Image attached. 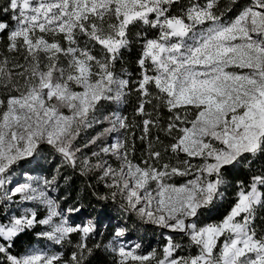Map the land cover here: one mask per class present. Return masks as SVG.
<instances>
[{"label": "snow or ice", "instance_id": "obj_1", "mask_svg": "<svg viewBox=\"0 0 264 264\" xmlns=\"http://www.w3.org/2000/svg\"><path fill=\"white\" fill-rule=\"evenodd\" d=\"M49 157L50 178L17 179ZM67 169L163 243L117 225L90 246L99 220L50 195ZM260 210L264 0H0V264H264Z\"/></svg>", "mask_w": 264, "mask_h": 264}, {"label": "trees", "instance_id": "obj_2", "mask_svg": "<svg viewBox=\"0 0 264 264\" xmlns=\"http://www.w3.org/2000/svg\"><path fill=\"white\" fill-rule=\"evenodd\" d=\"M136 58V49L134 48L132 52L126 54L125 67L129 70H135V65L132 63ZM134 100V97H133ZM126 111L130 114L132 109L129 106ZM142 145L137 141V153L136 156L139 157ZM59 161L51 157L41 160L39 165L36 161L31 164L25 163L21 168L20 172L36 175L43 174L44 176L50 178L55 174V169ZM20 173L18 172L17 175ZM68 176L67 182L63 179V176ZM233 179H244L247 180L248 176L244 171L236 172L233 175ZM91 184L93 188L97 191L103 192L102 186L97 185V182L92 177L81 176L71 169L62 170V175L60 179V187L57 191H54V197L58 199L61 207L67 208L68 206H82L81 211L73 214L79 222L84 221L85 218H95L99 220L98 225V235L94 239L89 240V245L95 244L96 242L107 243L110 239L113 230L115 229V224L126 226L128 229L127 238L128 239H138L139 243L146 250H150L157 244H162L163 240L161 237V230L155 228L151 225H140L134 217H128L122 214L119 209L115 206L109 204L107 208L101 202H98L92 195L88 185ZM231 192L229 194L228 200L224 202V207L221 208V212L228 207L231 201ZM259 215L264 216V210H260ZM40 231V227L37 226L34 230L22 234L15 242L13 252L22 253L25 249L33 245L37 238L35 232ZM111 257H106L103 254L97 256L96 264H110Z\"/></svg>", "mask_w": 264, "mask_h": 264}, {"label": "rangeland", "instance_id": "obj_3", "mask_svg": "<svg viewBox=\"0 0 264 264\" xmlns=\"http://www.w3.org/2000/svg\"><path fill=\"white\" fill-rule=\"evenodd\" d=\"M43 177H46V176H44L43 174L31 175V174H26V173L23 176H21L20 174L17 175V179H20L22 182L23 181H27V180L37 179V178H43ZM50 195H52L54 197V192H51ZM27 206L36 207L40 218H43L44 215L46 214V209L42 205H39L36 202H29V204ZM72 219L75 222H79L78 219L74 217V215L72 216ZM87 219H89V218H85L84 222H86ZM114 224H115V226L118 225L117 223H114ZM39 227H40V230H41V228L43 226H39ZM72 240H73V242H76L78 240V236L77 235H73L72 236ZM129 240H130V242L132 244L139 243L138 239H136V238L129 239ZM44 243H45L44 241L36 240V242L33 245H31V246L41 247V246L44 245ZM159 246H160V244H157L153 248H158ZM56 247H57V249L63 250L65 252V256H67L69 254V252L71 251L70 246H68V247L56 246Z\"/></svg>", "mask_w": 264, "mask_h": 264}]
</instances>
